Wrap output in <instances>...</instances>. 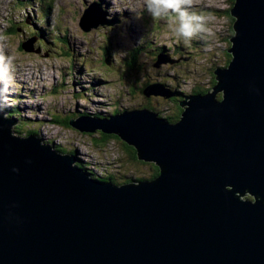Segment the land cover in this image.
Instances as JSON below:
<instances>
[{"label":"water","instance_id":"1","mask_svg":"<svg viewBox=\"0 0 264 264\" xmlns=\"http://www.w3.org/2000/svg\"><path fill=\"white\" fill-rule=\"evenodd\" d=\"M232 1V59L210 91L185 96L178 123L149 108L69 123L118 137L159 168L151 181L95 180L0 111V264H264V0ZM100 15L81 29L113 24Z\"/></svg>","mask_w":264,"mask_h":264},{"label":"rangeland","instance_id":"2","mask_svg":"<svg viewBox=\"0 0 264 264\" xmlns=\"http://www.w3.org/2000/svg\"><path fill=\"white\" fill-rule=\"evenodd\" d=\"M231 7L230 0H195L194 10L208 18L211 35L186 46L143 10V0H0V54L14 57V83L0 93V107L21 114L13 131L18 126L22 133L35 131L44 144L75 152L77 165L95 180L112 178L107 182L114 185L151 180L155 165L134 161L122 141L98 147V132L83 134L56 122L76 115L108 118L136 108L173 120L179 106L163 96L146 98L142 90L155 83L187 96L198 87L211 90L213 70L227 64ZM100 13L113 24L84 32L82 17L95 24ZM52 28L56 42L50 40ZM43 30L48 42L37 37L33 52L23 50ZM162 55L173 62L160 64ZM130 63L140 70L129 73ZM4 116L10 119L7 112Z\"/></svg>","mask_w":264,"mask_h":264},{"label":"clouds","instance_id":"3","mask_svg":"<svg viewBox=\"0 0 264 264\" xmlns=\"http://www.w3.org/2000/svg\"><path fill=\"white\" fill-rule=\"evenodd\" d=\"M195 0H143V10L153 20L163 21L168 30L187 46L195 39L211 35L208 18L194 10ZM12 56L0 54V93L14 83ZM6 100V97H5Z\"/></svg>","mask_w":264,"mask_h":264},{"label":"trees","instance_id":"4","mask_svg":"<svg viewBox=\"0 0 264 264\" xmlns=\"http://www.w3.org/2000/svg\"><path fill=\"white\" fill-rule=\"evenodd\" d=\"M230 2H231V4H232V6H233V1L232 0H230ZM47 6H51V3L49 4H47ZM232 8V7H231ZM230 11V10H229ZM228 11V12H229ZM231 20H232V22L234 21L232 18H231ZM230 32H231V34H230V37H232L233 35H234V31H233V27H231V30H230ZM51 35H52V37L50 38V40L52 41V42H56V32H54V29L52 28V30H51ZM54 34V35H53ZM40 38L42 41H46V42H48L47 41V39L45 38V31L43 30V31H41L39 34H37L36 36H33V38H35V39H37L38 40V38ZM228 42L230 43V38H229V40H228ZM40 43V42H39ZM62 43H64V42H62ZM41 47H42V45H41ZM231 48V43H230V46H229V48H228V50ZM228 50H227V64H226V66L229 64V62L231 61V59H232V57H231V54L228 52ZM105 54H107V55H110V52L108 51V50H106L105 51ZM136 69H138V70H140V67H138V66H135L134 65V63H130V64H128V66H127V71H129V73H134L135 72V70ZM215 70V69H214ZM214 70H213V76H214ZM213 79H214V81H213V84L215 85L216 84V82H215V77H213ZM155 84H161V83H155ZM150 85H154V84H149V85H147V86H145L144 87V89L142 90V94L144 95V90H145V88H147L148 86H150ZM164 85V84H163ZM166 86V85H165ZM166 87H168V88H170L171 89V87H169V86H166ZM195 90H198L197 92H195ZM195 90H194V93L193 94H191V95H199V94H206L208 91H210V90H207L206 88H201V87H198V88H195ZM202 90H204V91H202ZM174 91V90H173ZM175 92V96L173 97V98H175V97H177L178 98V91L176 92V90L174 91ZM184 94V93H183ZM185 96H187L186 94H184ZM185 96H184V98H185ZM146 97V96H145ZM221 95H219L218 96V99L219 100H221ZM147 98V97H146ZM150 99H154V97L152 98H150ZM180 104V103H179ZM136 109H140V108H136ZM182 109V108H181ZM3 110H5V112H7L8 114H9V118H15V119H18V117H20V113H19V111H15V110H11V109H8V108H5L4 109V107H3ZM155 113L157 112L156 110L154 111ZM182 112H183V110H182ZM182 112L181 113H179L178 114V119H177V116H176V118L175 119H173V120H170L169 122L170 123H178L179 121H180V119H181V115H182ZM114 114L113 115H115V114H117V113H119L117 110L116 111H114L113 112ZM157 114H159L158 112H157ZM57 114L56 113H53L52 114V116H53V118H56V119H59L57 116H56ZM84 115H86V114H84ZM79 117H81L80 115H76V116H67V117H62V118H60V120H59V122H56V123H59V124H61L62 126H65V127H67V128H69L70 127V121L71 120H73V119H78ZM72 118V119H71ZM168 118V117H167ZM167 118H164V119H166V120H168ZM22 125H23V127H26V128H28L29 127V125H28V123L27 122H22ZM15 131H14V134L16 135V136H18V137H21V138H25V137H29V136H32V135H34V136H36V132L35 131H29L28 133H22L21 132V129H20V126H18L16 129H14ZM99 133V144H97V146L98 147H104V145H106V144H108L109 142H111V141H113V140H120L118 137H116V136H113V135H107V134H103V133H101V132H98ZM36 137H38V136H36ZM121 141V140H120ZM46 143H48V144H50L49 142H46ZM123 144V143H122ZM123 146L126 148V150H127V152L131 155V158L134 160V161H137V157H136V151L133 149V148H131V147H129V146H127L126 144H123ZM55 147V146H54ZM55 149H56V147H55ZM59 153H62V154H68V153H70L71 155H73V156H76L75 154V152H68V151H66L65 149H59V148H57L56 149ZM77 159H79V158H77ZM85 171H87L86 170V168L84 169ZM88 172V171H87ZM89 174H92V173H90V172H88ZM159 175V168L158 167H154V175L151 177V180H153V179H155L157 176ZM91 176H93V175H91ZM105 180H107V179H105ZM151 180H148V181H151ZM112 182H113V179L111 180ZM131 181V180H130ZM141 181H147V180H145V179H137V180H133V182H135V183H138V182H141Z\"/></svg>","mask_w":264,"mask_h":264},{"label":"flooded vegetation","instance_id":"5","mask_svg":"<svg viewBox=\"0 0 264 264\" xmlns=\"http://www.w3.org/2000/svg\"><path fill=\"white\" fill-rule=\"evenodd\" d=\"M214 81V80H213ZM213 81H212V83H213ZM198 90H195V92H197ZM202 91H204V90H202ZM177 92V91H176ZM192 93H194V91L192 92ZM178 98L177 97H175V98H172L171 99V102L172 103H175L177 106H179V110H178V112H177V114H175L174 116H173V119H175L176 118V116H177V119H178V114L179 113H181L182 112V109H181V107H180V105H179V103L184 99V94L183 93H179L178 92ZM176 106V110L178 109V107ZM168 119V118H167ZM168 121H170V120H168ZM108 180H112V178H107Z\"/></svg>","mask_w":264,"mask_h":264},{"label":"bare ground","instance_id":"6","mask_svg":"<svg viewBox=\"0 0 264 264\" xmlns=\"http://www.w3.org/2000/svg\"><path fill=\"white\" fill-rule=\"evenodd\" d=\"M5 109V107H4ZM0 111H2L3 113L5 112V110H3V106L0 107ZM164 119V118H163ZM166 120V119H165ZM168 121V120H167ZM171 124H176V123H171Z\"/></svg>","mask_w":264,"mask_h":264}]
</instances>
